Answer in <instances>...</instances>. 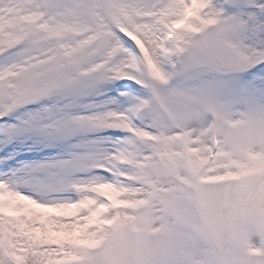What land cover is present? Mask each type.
Returning a JSON list of instances; mask_svg holds the SVG:
<instances>
[{"label": "snow or ice", "instance_id": "obj_1", "mask_svg": "<svg viewBox=\"0 0 264 264\" xmlns=\"http://www.w3.org/2000/svg\"><path fill=\"white\" fill-rule=\"evenodd\" d=\"M0 264H264V0H0Z\"/></svg>", "mask_w": 264, "mask_h": 264}]
</instances>
